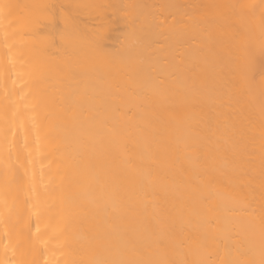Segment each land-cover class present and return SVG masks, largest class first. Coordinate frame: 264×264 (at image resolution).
Returning <instances> with one entry per match:
<instances>
[{
  "label": "bare ground",
  "instance_id": "6f19581e",
  "mask_svg": "<svg viewBox=\"0 0 264 264\" xmlns=\"http://www.w3.org/2000/svg\"><path fill=\"white\" fill-rule=\"evenodd\" d=\"M0 264H264V0H0Z\"/></svg>",
  "mask_w": 264,
  "mask_h": 264
}]
</instances>
